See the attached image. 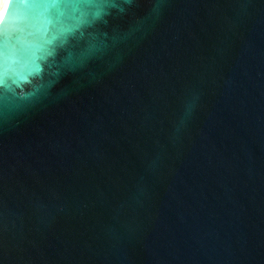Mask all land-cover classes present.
<instances>
[{
	"label": "water",
	"instance_id": "95a60500",
	"mask_svg": "<svg viewBox=\"0 0 264 264\" xmlns=\"http://www.w3.org/2000/svg\"><path fill=\"white\" fill-rule=\"evenodd\" d=\"M0 264H264V0H8Z\"/></svg>",
	"mask_w": 264,
	"mask_h": 264
},
{
	"label": "bare ground",
	"instance_id": "6f19581e",
	"mask_svg": "<svg viewBox=\"0 0 264 264\" xmlns=\"http://www.w3.org/2000/svg\"><path fill=\"white\" fill-rule=\"evenodd\" d=\"M7 2H8V0H0V20L2 18L4 11H5V8L7 6Z\"/></svg>",
	"mask_w": 264,
	"mask_h": 264
}]
</instances>
